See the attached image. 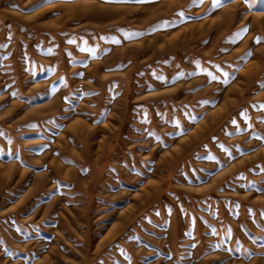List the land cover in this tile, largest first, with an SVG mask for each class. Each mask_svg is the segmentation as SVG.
I'll return each instance as SVG.
<instances>
[{
  "label": "rangeland",
  "instance_id": "1",
  "mask_svg": "<svg viewBox=\"0 0 264 264\" xmlns=\"http://www.w3.org/2000/svg\"><path fill=\"white\" fill-rule=\"evenodd\" d=\"M0 264H264V0H0Z\"/></svg>",
  "mask_w": 264,
  "mask_h": 264
},
{
  "label": "snow or ice",
  "instance_id": "2",
  "mask_svg": "<svg viewBox=\"0 0 264 264\" xmlns=\"http://www.w3.org/2000/svg\"><path fill=\"white\" fill-rule=\"evenodd\" d=\"M135 2H144V0H135ZM202 2H203V0H192V3H193L194 5L201 4ZM221 3H222V0H213V7H214V8L219 7V6L221 5ZM177 15H178V17H179L181 20L184 19V14H183V13H178ZM162 23H163L164 27H168V25H169L170 22L164 21V22H162ZM154 30H156V29H154ZM242 31H243V30H242ZM132 35H133V36H138V35H140V34L133 33ZM236 36H237V38H238V37H239V34H236ZM69 42L71 43L72 41H69ZM256 42L259 43V42H260V39L257 38ZM245 55L250 56V55H251V52H247V53H245ZM212 79H216V77L213 76ZM182 134H183V133H182Z\"/></svg>",
  "mask_w": 264,
  "mask_h": 264
}]
</instances>
